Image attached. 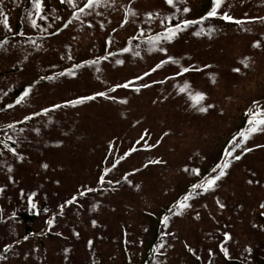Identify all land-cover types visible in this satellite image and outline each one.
I'll list each match as a JSON object with an SVG mask.
<instances>
[{"label": "trees", "instance_id": "16d2710c", "mask_svg": "<svg viewBox=\"0 0 264 264\" xmlns=\"http://www.w3.org/2000/svg\"><path fill=\"white\" fill-rule=\"evenodd\" d=\"M143 1L100 0L80 13L88 0H40L39 10L34 0H0V264H264V132L243 145L251 151L236 150L241 159L211 190L176 207L215 175L249 127V109L264 110V0H224L213 17V0ZM177 24L158 44L166 52L148 51L150 38ZM197 92L208 111L194 105ZM119 118L136 132L123 133ZM163 119L179 120L177 137L191 141L182 165L164 159L168 129L140 128ZM76 139L72 168L65 149ZM160 190L167 201L157 205L151 193Z\"/></svg>", "mask_w": 264, "mask_h": 264}, {"label": "snow or ice", "instance_id": "6c2138e0", "mask_svg": "<svg viewBox=\"0 0 264 264\" xmlns=\"http://www.w3.org/2000/svg\"><path fill=\"white\" fill-rule=\"evenodd\" d=\"M66 2L72 3L73 0H66ZM98 3H100V0H88V2L84 5V7L79 9V12L84 13L85 9H91L94 5H96ZM166 3H168L169 5L175 6L176 0H166ZM223 3H224V0H213V8L207 13V16L208 17L216 16L217 10L221 8ZM34 6L39 10V8L41 7L40 0H34ZM183 11L188 12L189 9L185 7V8H183ZM131 15H135V12H132ZM0 17H2V20H0V22L7 24V17L3 15L2 9H0ZM222 18L225 20H229V21H231L233 19L227 13H224ZM75 19L79 20L80 17L78 15H76ZM192 23H198V22L197 21H183L184 27H187L188 25H190ZM237 23H239V21H237ZM32 24H33V26H36V21L32 20ZM65 27H67V25H65ZM180 30H182L181 26L179 24H177L173 28L166 29L165 34L163 36H158L155 39L150 38L148 40V44L152 45V47H150L148 49V51L151 52V51L158 50L161 52H166V49H164L162 47H158L159 42L162 40L163 41L172 40L177 35L178 31H180ZM196 35H200V33L197 32ZM256 46H259V45H256ZM123 51L128 52V51H130V49L125 48V49H123ZM134 55L139 56L140 53L138 51H136V52H134ZM171 60H172V58L169 57L168 60L161 61L160 64H157L151 71H156L157 69L162 67L163 64L168 63ZM92 63L95 64V63H97V61H93ZM117 63H122V61H117ZM75 67L79 68V67H81V65H76ZM245 67H247V64H245ZM183 71L187 72V71H189V69L185 68V69H183ZM234 71H239V69H235ZM179 74H182V73H178V75ZM58 75H64V73H59ZM68 75H74V72L69 71ZM144 75L148 76V75H150V73L146 72ZM137 79L142 80L143 77H137ZM143 86L148 87L149 85L145 84ZM117 87H128V84L118 85ZM188 87L189 86L186 84L184 87L180 88V91L186 92V91H188ZM112 90L114 91V89H112ZM137 91H139V89H137ZM30 92H31V88L26 89L24 91V93L16 100V104L23 103L25 101V99L29 96ZM97 95H105V93H97ZM189 95H190V98L193 99L194 105L198 106L199 111L206 112V111H208L209 108L213 107V105H210V104L207 105L206 107L203 106V104L201 103L205 99V96L203 93L197 92V93H195V95H192L191 93H189ZM91 99H95V97L94 96L82 97V98L78 99L77 101H73L72 103L73 104L83 103L85 100H91ZM123 102H126V101H123ZM8 107L11 108V107H13V105H8ZM54 107L58 108V107H60V105H55ZM249 113H250V118L248 121L249 127L240 133V136H241L240 141L236 142V140L234 138V140L231 142V149L230 150L225 149V158L222 160L221 163H218L216 165V167L212 169V172L215 173L214 176L210 175L208 178H206V180L204 182L193 185L192 191L188 195H186L182 201L178 202L176 207L179 208L181 211L184 208L189 206L187 204V201L192 199L194 195H199L200 191L207 192V191L211 190L215 186L216 181L220 180L226 174V169H228L230 167L232 160L241 159V156H239V155L234 156L233 155L237 149H243L244 152H248V151L252 150V149L243 148V145L248 141V139L253 134H255L257 132H264V110L257 109L255 112H253L252 109H249ZM25 119H30V117H26ZM8 127L13 128L14 125H9ZM20 131H23V129H20ZM8 139L11 140L12 137L9 136ZM142 139H143V137H142ZM0 143H2V141H0ZM12 151L15 152V149H12ZM125 155H127V154H125ZM228 157H231L232 159H228ZM122 159H123V157H122ZM117 163H119V161H117ZM149 163H162V162L161 161H150ZM147 166L148 165H145V167H147ZM113 167H115V165H113ZM109 171H111V169H106L105 174H107V172H109ZM185 171H189V170L185 169ZM191 171L197 175L199 174L198 169H192ZM103 179L104 178L101 177V182H103ZM125 179H127V177H125ZM109 183H111V181H109ZM87 191H93V189H87ZM85 194H86L85 192L80 193L81 196H83ZM75 200H76V197L74 196L72 198V200H69L66 203L72 204L75 202ZM30 203H31V201H30ZM35 207H36V205L32 204V208L35 209ZM261 207L264 208V204H262ZM174 214H179V213L177 212ZM168 219H169V217H167V216L164 217L163 222L166 224ZM47 223L51 227V225L53 224V220H49V221H47ZM25 239H27V237H25ZM161 247H163V245H161ZM225 252H226V250H225Z\"/></svg>", "mask_w": 264, "mask_h": 264}, {"label": "rangeland", "instance_id": "374dc122", "mask_svg": "<svg viewBox=\"0 0 264 264\" xmlns=\"http://www.w3.org/2000/svg\"><path fill=\"white\" fill-rule=\"evenodd\" d=\"M159 2H160V0H144L142 2V5L144 6L143 8H147V7H151V6H154V5H158ZM156 7H158V6H156ZM242 53H243V45L242 46L241 45H237L236 48L230 53V56L231 57L234 56V59L237 60V57L241 56ZM235 65L236 64H232V66H235ZM228 73H232L231 69L228 71ZM247 88H249L251 91L254 90V81H253V84H250V86L247 87ZM136 110H139V108H137ZM137 112H134L133 115L136 116ZM166 115H167V113H166ZM135 118H137V117H135ZM117 119H116V121H117ZM118 121H120L119 122V127H122V130L124 128V130L122 132L123 133L127 132V133H129L128 135H130L131 133L136 132L135 130H132V129L138 128L137 124H135L136 126H132L131 123L128 120H126L125 118H119ZM151 122L152 121L149 120L148 122H145V123L141 124L140 128L142 126H148V127L151 126L152 130L155 133L159 132L163 127H165V129H168L167 137H168V140H169V148L170 149H169V152L167 154H165L164 159H166V160L167 159H169V160H175L176 159V161L179 162V165L184 164L187 161V157L189 155V154H185L186 153L185 150H187L188 145L191 144V141L187 140L184 143V140L182 139V137H177L179 132H176V130H177L178 127L181 126V122L179 120H176V119H163V120H161L159 122H155V123H151ZM118 128H116V130ZM203 131L207 132V130H205V129H203ZM150 136L153 137V135H151V134H150ZM178 141H180V143H181L179 145V147H177L175 145H171L174 142H178ZM81 146H83L82 142H80L78 139H76L75 141H73L72 145L68 146L67 149H65L66 155L68 156V159H69V164L71 165L72 168H77L78 165H79V162H78L77 158H78V154H80L79 150H80ZM209 151L211 152V150H209ZM210 152H209V154H210ZM32 154H34L33 150H32ZM263 157L264 156H260V158H258L257 161L264 160ZM34 165H36L35 162H34ZM262 168H264V167H262ZM244 174L245 173L243 171V175ZM226 187H231V186H230V184H227ZM148 188H153V186L151 184H148ZM223 193H225V191H223ZM151 195L153 197V201L156 202L157 205H160V204H162V202L167 201V194H165L161 190L156 192V193H151ZM111 201L113 202V204L116 202V200L112 199V198H111Z\"/></svg>", "mask_w": 264, "mask_h": 264}]
</instances>
